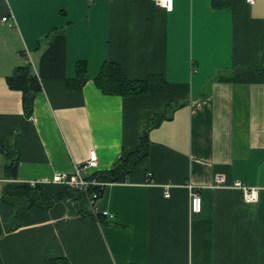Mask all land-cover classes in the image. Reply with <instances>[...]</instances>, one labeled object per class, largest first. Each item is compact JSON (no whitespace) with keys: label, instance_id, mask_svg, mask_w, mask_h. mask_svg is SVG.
Listing matches in <instances>:
<instances>
[{"label":"crops","instance_id":"1","mask_svg":"<svg viewBox=\"0 0 264 264\" xmlns=\"http://www.w3.org/2000/svg\"><path fill=\"white\" fill-rule=\"evenodd\" d=\"M220 1L168 12L151 0H0L4 264H264V0ZM106 62L149 80L148 93L105 94ZM28 64L38 92L9 83ZM144 137L148 156L96 201L53 182L95 151L99 167L82 171L93 180ZM218 177L258 188V202Z\"/></svg>","mask_w":264,"mask_h":264},{"label":"trees","instance_id":"2","mask_svg":"<svg viewBox=\"0 0 264 264\" xmlns=\"http://www.w3.org/2000/svg\"><path fill=\"white\" fill-rule=\"evenodd\" d=\"M220 0H213L215 7L219 6ZM32 67L28 64L24 68H19L15 75L9 78L11 85L18 84L19 88L23 89L25 93L30 91H39L40 85L37 77L31 72ZM78 87H81L88 80L87 69L84 63L78 66ZM98 87L107 95H117L122 97H134L145 95L149 90V80H132L129 78L126 70L119 64L114 62H106L96 80ZM15 83V84H13ZM149 144L146 137L143 138L142 144L136 152L128 155L127 158H122L109 171L98 172L93 175L92 179L101 183H123L127 180L128 175L133 171L138 162L148 156ZM1 151L5 153L8 164L7 174L11 177H16L19 158L14 157V147H8L2 144ZM97 191L98 200L104 193V188H92V192ZM95 200V201H96ZM0 264H4L0 257ZM45 264H71L66 258H54L48 260Z\"/></svg>","mask_w":264,"mask_h":264},{"label":"built area","instance_id":"3","mask_svg":"<svg viewBox=\"0 0 264 264\" xmlns=\"http://www.w3.org/2000/svg\"><path fill=\"white\" fill-rule=\"evenodd\" d=\"M157 6L165 9L168 12H172L175 7L174 0H151ZM248 4L254 5L256 0H246ZM8 19L5 18L4 21ZM99 159L95 151L91 152L90 160L83 167H77L76 172L73 175H57L54 177L53 182L57 184H63L67 188L80 192L85 196L95 201L98 198V192H92V188H104L106 183H101L96 180L85 179L82 175V171L88 168H98ZM36 184V183H35ZM217 188H233L239 190L243 194L244 201L248 204L256 203L259 200V189L252 188L243 182H236L232 186H227L225 180L222 177H218L216 180ZM192 191V212L194 214H200L203 211V200L199 191L195 190L193 185H189ZM166 197H170V194H166ZM198 202V203H197ZM107 215L108 213H104Z\"/></svg>","mask_w":264,"mask_h":264},{"label":"snow or ice","instance_id":"4","mask_svg":"<svg viewBox=\"0 0 264 264\" xmlns=\"http://www.w3.org/2000/svg\"><path fill=\"white\" fill-rule=\"evenodd\" d=\"M198 203V202H197Z\"/></svg>","mask_w":264,"mask_h":264}]
</instances>
